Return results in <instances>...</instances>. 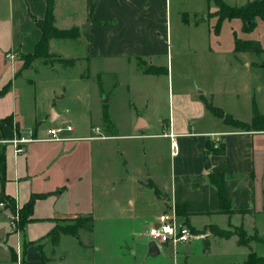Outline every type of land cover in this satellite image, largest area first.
Masks as SVG:
<instances>
[{
  "label": "crops",
  "instance_id": "0c3cea01",
  "mask_svg": "<svg viewBox=\"0 0 264 264\" xmlns=\"http://www.w3.org/2000/svg\"><path fill=\"white\" fill-rule=\"evenodd\" d=\"M223 1L231 6H236L251 0ZM170 6V0H52V24L54 27L62 30L73 29L76 33L73 37L57 39H79L81 40L79 44H83L85 55L88 54L90 59L98 60V63L107 62L88 64L90 74L94 73L96 82L99 78L101 83V86L97 83L98 91L103 92L104 78L110 75L111 80L109 82L112 89L118 90L121 85L124 86L127 97L133 104L136 97L132 96L134 92H139L147 103L152 98L150 106L146 103L139 107L133 105L135 113L128 122V127L130 131L136 133L127 135L118 134L119 125L105 109L107 104L106 106L105 104L102 105L100 108L102 98L99 96L100 121H104L103 111H106L107 121L113 127V132L112 134H106L110 136L109 138L96 139L81 136L79 132L83 129H75L68 123L64 118V111L57 106V103L63 101L70 92L66 79H59L60 76L66 74L65 72H68L66 68L56 69V67H51L53 71L50 72L49 77L52 79L46 86L47 96L42 101V105L46 104V107H48L46 111H42L44 119L37 117L36 100L34 99L33 107L29 105L27 109L29 120H33V125L30 128L21 126L19 119L21 116H19L17 110L16 92L23 89L24 84L28 82L34 86V89H37L38 82L30 77L28 71L33 69L34 73L38 74L40 70L29 68L30 66L28 69H15V60L19 56L24 57L28 53H32L40 41L42 31L36 25L35 19L41 20L44 17L46 0H0V91L6 87L5 91L0 93V119L7 116L12 117L11 126L4 122L0 124V145L4 146L6 161L5 171L2 175L3 180L0 181V192L2 190L4 194L11 197L14 204L19 208L29 200L32 194H44L43 197L36 198L33 202L29 217L32 221L25 225L22 240L20 234H14V236H17L15 237L16 240L15 238L10 240V235L6 236L8 238L5 237L7 231H9V223L5 221L7 211H0V231H2L0 240L4 236L3 241H0V261L6 259L9 263L14 264L15 260L22 256V264H26L27 250H31L32 255L28 264H45L44 243H41L38 248L36 241L44 240L47 243L48 239L45 236L57 223L60 224L63 218H75L79 215L91 216L89 211L70 212L71 204L68 196L73 191L69 185L70 181L76 182L77 180L78 183H82L90 172L93 162L96 159L98 160L99 151L96 150V146L93 147L90 143L92 140H116V151L118 152L122 151V142L120 141L125 137H137L143 140L156 138L168 142L170 158L169 180L166 189L161 190L157 186L152 172L145 173L141 170L138 175L144 178L137 179L140 185L148 178L147 180L153 182L160 192L168 194L169 204L158 213L168 209L172 203L174 204L172 197L173 177L175 176L206 175L212 172L223 173L226 178L243 179L251 175L253 183L257 171H263L264 137H262V134H264V119L255 122L257 123L256 126L251 128L224 124L219 117L206 109L204 100L221 109L235 120L250 123V125L253 123L251 108L253 100L264 117V59L261 62L262 60L259 57L257 59V53L243 54L246 52H236L234 47L232 51L234 55L213 56L220 60L222 67L225 69L226 77L223 78V86H225L226 92L230 94L228 96L234 102L231 109L223 108L221 103H217V106L214 105L208 99L211 97L213 100L215 97L212 92L209 94L201 91L195 92V85L184 80L188 76L181 69V58H178L177 63L179 66L176 71V80H179L178 88L173 91L168 84V81L170 83L171 80L170 76L172 77V65L170 67L169 59H166L163 63L152 60L159 52L168 53V42H171L172 37ZM214 11L209 12L213 13ZM181 16V20L185 24H189L188 14L183 12ZM209 16L213 15H205V18ZM214 18L216 19L215 16ZM197 23L198 20L194 22V24ZM242 25L241 29L243 30ZM57 39L51 38L48 44V53L53 56L57 55L53 52V49L57 51L59 46ZM252 40H256L260 44L257 39ZM260 47L262 46L260 45ZM261 52H264V47H262ZM8 54L15 56L11 58L7 56ZM145 59L148 61H145ZM118 60L122 62L117 63ZM229 73H232L234 80L228 76ZM78 75L80 76L78 83L83 84L85 78L82 76L84 74L79 73ZM246 76L251 78L249 87L252 88H248ZM163 78L167 80L168 85L166 88ZM253 78L255 81H253ZM160 79H163L164 83L162 90L159 89ZM235 86H237L238 92L244 90L249 97L252 93L255 96L250 101L249 119H243L247 117H242L237 108L236 100L239 95L234 89ZM162 95L167 98V108L165 110L161 104H158V99L162 98ZM76 96L79 97L80 94ZM142 109L143 111H141ZM44 120L48 122L47 127H60L63 124H70L73 130L62 134L71 139L30 141L25 144V151L18 154L15 153L14 146L3 142V140L7 141L15 136L30 137L33 135L34 137H43L46 130H41V123ZM92 126H97L103 133L105 132L103 127L93 125L90 121L88 127L92 129ZM169 133L174 135L177 142V153L175 155H172L170 151ZM216 136L219 137V141L215 139ZM212 144L214 146L223 144L224 153L216 154L208 150ZM104 145L99 144V147L102 148ZM206 151L209 155V169H204L203 166ZM159 160H162V158ZM241 183L246 184L244 180ZM261 194L264 195V190ZM154 195L157 196L155 193ZM252 198L253 200L250 203L251 213L243 215L198 214L191 216L186 223L197 233L206 226L228 230L242 224L249 235H255L258 238L254 241L257 246L249 242L250 248L256 252L255 249L259 247L258 243L264 244V205H261L258 210L255 208L254 183ZM155 200L158 201L157 198ZM158 202L162 208L161 202ZM157 214H154L153 218ZM258 215H260L259 222H257ZM198 217L205 220L202 226L194 224V220ZM179 218L184 221V217L181 215H179ZM221 221L225 223H220ZM93 230L94 224L91 232ZM75 238L77 239V237ZM214 238L219 243L230 241L240 247H245L239 245L235 234L227 238L220 235ZM193 242L195 240L188 244L189 248L187 250L186 246L184 248L178 247L175 251L171 246H158L159 252L151 257L148 256V245L151 242L148 241L147 237L144 236L143 242L139 244L147 250L146 259L158 257L166 260L167 258L172 261V264H177L178 258H181L186 264V259L190 255L199 254V252L210 253V239L204 243L207 244L206 249H204L203 244H201L202 247L194 248ZM10 248L16 253L15 260L11 259ZM246 248L249 252L250 249L247 246ZM247 254L237 264H242ZM42 257H44V261ZM229 264L236 263L229 261Z\"/></svg>",
  "mask_w": 264,
  "mask_h": 264
},
{
  "label": "rangeland",
  "instance_id": "374dc122",
  "mask_svg": "<svg viewBox=\"0 0 264 264\" xmlns=\"http://www.w3.org/2000/svg\"><path fill=\"white\" fill-rule=\"evenodd\" d=\"M170 5L172 37L171 42H168V53L159 52L152 60H158L163 63L166 59H169L170 67L172 65V77L170 76L171 80L170 83L168 81V84L170 89L175 91L178 88L177 84L179 81L176 80V71L179 66L177 62L178 58H181V69L188 76L184 80L195 85V92L201 91L208 94L212 92L215 97L213 100L211 97L208 99L214 105L217 106V103H221L223 108L231 109L234 102L228 96L230 94L226 92L225 86H223V78L226 77L225 69L222 67L220 60L213 56L234 55L232 51L235 38L241 41L257 39L260 45L264 47V21L258 18L256 21L257 25L251 31L246 32L241 29L242 22L240 19H225L216 34L213 32V25L216 21L214 16L205 18V15L212 14L209 11L212 12L216 9L213 0H170ZM183 12L188 14L189 24H185L181 20ZM197 20L198 23L194 24ZM80 41L79 39H57L58 49L57 51L53 49V52L57 55L53 56V58L48 57L47 59L50 60L48 63H44L43 59L28 60L21 56L15 60V69H28L30 66L29 68H38L40 70L38 74H35L33 69L28 71L30 77L38 82L39 86L37 89H34V86L28 82L24 84L23 89L16 92L17 110L19 116H21L19 117L21 126L30 128L33 125V120H29L27 109L29 105L33 107L34 99L36 100L37 117L44 119L42 111H46L48 107H46V104L42 105V101L47 96L46 86L52 79L49 77L50 72L53 71L51 67H56V69L66 68L68 70L59 79H66L70 89L69 94L63 101H59L57 106L64 111V118L68 123L75 129H83L79 132L81 136L94 134L88 127L90 121L93 125L103 127L105 130L104 134H112L113 127H111L109 122L107 120L100 121L99 118V109L104 104L105 106L107 104L105 109L119 125L118 134H135L136 132L130 131L128 127V122L135 113L133 105L135 104L139 107L146 103L150 106L152 98L147 103L139 92H134L132 96L136 97L133 104L127 97L124 86L121 85L118 90L112 89L109 82L111 80L110 75L104 78L103 92L98 91L96 76L94 73L90 74L88 64H103L107 62L98 63V60L90 59L88 54L85 55L83 44H79ZM253 53H257V59L259 57L262 60L261 62H263L264 52L252 51L243 54ZM57 57L68 60L73 59V62L62 63L56 59ZM145 61L148 60L145 59ZM118 62L122 61L118 60ZM79 73L84 74L82 76L85 78L82 82L83 84L78 83L80 79ZM194 75L197 76L193 77ZM228 76L234 80L232 73H229ZM162 80L160 79L159 84V89L161 90L164 88ZM164 81L166 88L168 85L167 80L164 79ZM253 81H255L254 78ZM246 82L248 88H252L249 87L251 84L249 76H246ZM234 89L239 95L236 103L240 115L247 117L243 119H249V112H251L250 101L255 96L252 93L251 97H249L244 90L238 92L237 86ZM79 94L80 96L77 97L76 95ZM99 96L102 98L100 108ZM158 104H161L165 110L167 108V98L162 95V98L158 99ZM41 124V130L45 131L48 122L44 120ZM253 126L255 127L256 124ZM256 135L258 136V134ZM262 137H264V134H262ZM120 142H122L121 148L124 152L116 151L117 142L113 139H106L105 141L92 140L90 142L99 151L98 160L96 159L93 162L90 172L82 183H78L77 180L76 182L70 181L69 185L73 191L69 194L68 200L71 204L70 212H91V216H87L88 218L85 221L93 218L94 230L91 232L78 228L77 234L79 238H75L77 241L74 239L75 236L63 235L60 238L61 241L59 240L60 242L54 246L49 239L47 243L44 240L36 241L40 244L44 243L45 264H172V261L167 258L166 260L158 257L146 259L147 250L139 244L143 242L144 236L146 237L145 231L148 223L153 220V215L167 206L170 199L168 194L162 192H160V196H155L153 189L146 186L148 178L142 182L143 184L139 185L137 179L139 178L140 180V178L144 177L139 176L138 173L141 170L145 173L152 172L157 186L161 190L166 189L167 181L169 180L170 158L168 142L156 138L143 140L137 137H125ZM99 144L105 145L101 148ZM160 158L162 160H159ZM253 183L256 198L255 208L258 210L261 205H264V195L261 194L262 190H264V169L263 171H257ZM155 198L161 202L162 208ZM12 204L14 206V202ZM6 215L7 213H5ZM5 221L9 223V231H7L8 233H6L5 237L10 235V240L17 237L16 231L10 225V221L7 219ZM259 221L260 215L257 217V222ZM76 222L74 218H63L60 221V225L69 226L76 224ZM204 222V218L200 217L194 220L196 226H202ZM220 223L225 222L221 221ZM19 229V236H21L22 240L24 237L23 229ZM216 230L212 226L201 228L198 233H203L204 235L200 236L199 239H195V242H193L194 248L202 247L201 244L206 243L210 239V253L199 252V254L190 255L186 259V264H229V261L237 264V262H240L239 260L244 258V255L248 252L246 246L240 247L230 241L219 243L214 238L219 236ZM198 233L196 232V234ZM14 234L16 235L14 236ZM29 235L32 236L30 233ZM3 237L0 241H3ZM252 239L249 242L257 246L254 243L256 240ZM258 246L255 249L257 255H264V244L258 243ZM31 255L32 251L27 250L26 264H28ZM22 261V256H19L14 264H22ZM0 264L12 263L5 259L0 261ZM177 264H185V261L178 258Z\"/></svg>",
  "mask_w": 264,
  "mask_h": 264
},
{
  "label": "trees",
  "instance_id": "16d2710c",
  "mask_svg": "<svg viewBox=\"0 0 264 264\" xmlns=\"http://www.w3.org/2000/svg\"><path fill=\"white\" fill-rule=\"evenodd\" d=\"M216 5V10L212 13L216 17V22L213 25V32L218 33L221 23L225 19H241L243 25L242 28L246 32L251 31L252 28L256 26V18L264 20V0H251L246 1L242 5L231 6L225 3L223 0H213ZM45 15L41 20L35 19L36 25L42 31L40 41L37 43L35 50L32 53H28L24 58L28 60L43 59L44 63H48L47 58H53L52 54L48 53V44L51 38H64V37H73L76 33L75 30H62L55 28L53 23V9H52V0H46ZM34 18V17H33ZM235 51H245V52H261L262 47L256 40H245L241 41L238 38L234 40ZM58 61L62 63H72V60L65 58L57 57ZM55 59V60H56ZM68 67V66H63ZM99 86L101 83L99 78L97 80ZM6 87H4L0 93L4 92ZM206 109L210 110L215 116L219 117L224 124L233 125L235 127H254L255 122L262 121L264 117L259 112L258 107L256 106L255 101L252 100V125L250 123H243L232 118L227 113L223 112L221 109L213 106L207 100H204ZM104 113V120H107V113ZM1 122H4L8 126L12 125V117L7 116L3 119H0ZM213 151L216 154L224 153V145L218 144L217 146H212L208 149ZM206 151L205 154H207ZM6 161H5V152L4 146L0 145V181L3 180V173L5 171ZM242 180L246 184L241 183ZM253 177L251 175L243 178H226L223 173H208L206 175L196 174L192 175H181L173 177V200L176 214L184 217V221L188 222L189 218L198 214H246L251 213L250 203L252 202V190H253ZM146 186L150 189H153L156 195H160L158 187L148 180ZM44 194H32L29 200L22 205L20 208V218H19V228L24 229L25 225L32 221L30 219V214L33 208V202L36 198L43 197ZM4 201L5 205L10 209L13 208V200L11 197H8L1 190L0 192V202ZM85 217H75L77 221L76 224H71L69 226L56 224L53 229H51L48 234L45 236L50 240V243L54 246L57 245L61 236L72 235L78 237L77 230L78 228H83L87 231H91L93 227V218L89 221H85ZM192 230V229H191ZM194 231V230H193ZM218 233L222 237H229L230 235L235 234L237 236V242L241 246H247L250 250L246 256V259L242 264H264V255H257L250 248V239L258 240L255 235H249L247 230L240 224L239 226H234L228 230L217 229ZM252 237V238H250ZM37 247L41 246L37 242ZM204 249L207 248V244H203ZM11 251V259L15 260L16 253L13 249ZM44 261V257H42Z\"/></svg>",
  "mask_w": 264,
  "mask_h": 264
},
{
  "label": "built area",
  "instance_id": "2783aa9c",
  "mask_svg": "<svg viewBox=\"0 0 264 264\" xmlns=\"http://www.w3.org/2000/svg\"><path fill=\"white\" fill-rule=\"evenodd\" d=\"M7 56L13 57L12 54H8ZM91 131L94 134L90 135L89 138H96V139H105L109 138L110 136L104 134L101 129L97 126H92ZM45 135L43 137H34L33 135L30 137H23V136H15L10 140H3V142L10 143L14 146V151L16 154L23 153L25 151V144L29 143L30 141H60V140H67L71 139L64 136L63 132H70L72 131V127L70 124H63L53 127L45 128ZM215 139L219 141V137L216 136ZM169 140H170V151L172 155L177 153V142L174 139V135L169 133ZM7 211V219L10 221V225L16 234L18 235L20 232L19 229V218H20V208L14 204L13 208L10 209L5 205V202H0V210ZM146 237L149 242L155 243L157 246H171L173 247L174 251L178 248H184L187 246L191 241L195 239H199L200 236L203 234H196L188 224L184 221H181L179 215L176 214L175 206L172 203L168 209L158 213L153 220L148 223L146 228Z\"/></svg>",
  "mask_w": 264,
  "mask_h": 264
},
{
  "label": "water",
  "instance_id": "95a60500",
  "mask_svg": "<svg viewBox=\"0 0 264 264\" xmlns=\"http://www.w3.org/2000/svg\"><path fill=\"white\" fill-rule=\"evenodd\" d=\"M264 67V65H263ZM203 166L204 169H209L210 167V162H209V155L205 154L204 156V161H203ZM2 231H0V237H1ZM149 249H148V256H153L154 254L159 252L158 246H156L155 243L151 242L149 243ZM189 248V245L186 246V250Z\"/></svg>",
  "mask_w": 264,
  "mask_h": 264
}]
</instances>
